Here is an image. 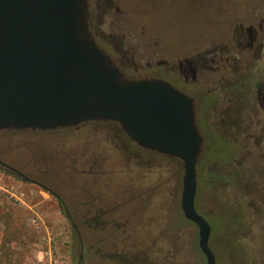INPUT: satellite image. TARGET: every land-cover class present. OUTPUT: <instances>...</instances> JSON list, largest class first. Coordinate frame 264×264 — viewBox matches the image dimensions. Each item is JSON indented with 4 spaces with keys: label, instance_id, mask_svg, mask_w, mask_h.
Listing matches in <instances>:
<instances>
[{
    "label": "rangeland",
    "instance_id": "1",
    "mask_svg": "<svg viewBox=\"0 0 264 264\" xmlns=\"http://www.w3.org/2000/svg\"><path fill=\"white\" fill-rule=\"evenodd\" d=\"M88 11L89 31L127 77L159 75L196 95L223 86L202 119L197 107L196 122L221 134L235 155L206 158L212 145L204 135L195 205L211 225L216 264H264V137L258 144L253 136L264 127V111L258 115L260 105L244 96L235 104L230 90L235 74L247 76L255 91L264 83V46L259 59L242 52L237 73L229 64L194 76L184 69L197 52L228 43L240 23H250L264 44V0H115L110 9L88 0ZM113 15L137 24L107 38L119 25ZM124 37L128 42L119 43ZM113 129L110 122L90 121L47 131L0 130V159L58 192L80 225L79 232L71 229L41 185L0 166V264H206L197 226L180 208L181 160L137 147ZM236 171L240 177H228ZM214 174L220 179L211 183ZM90 204L104 210L97 227L89 226L93 214L82 215ZM228 205L243 212L234 232L221 219L233 213Z\"/></svg>",
    "mask_w": 264,
    "mask_h": 264
},
{
    "label": "water",
    "instance_id": "2",
    "mask_svg": "<svg viewBox=\"0 0 264 264\" xmlns=\"http://www.w3.org/2000/svg\"><path fill=\"white\" fill-rule=\"evenodd\" d=\"M87 121L116 122L137 146L181 160V211L216 264L195 205L204 139L194 97L161 78H127L89 31L87 0H0V130Z\"/></svg>",
    "mask_w": 264,
    "mask_h": 264
},
{
    "label": "flooded vegetation",
    "instance_id": "3",
    "mask_svg": "<svg viewBox=\"0 0 264 264\" xmlns=\"http://www.w3.org/2000/svg\"><path fill=\"white\" fill-rule=\"evenodd\" d=\"M99 1L101 2L102 7L105 9L112 8L114 5V2H115V0H95L96 8L99 6ZM249 7L250 6H247L246 11H248ZM94 8H95V6H94ZM113 16L118 21L119 25L114 29L113 32L111 30L108 31L109 34H108L107 38L116 39L117 37H121V34H119L120 32L117 30L119 27H121V29L124 30V33H122V35H126L127 32L132 31L134 29V28H132V26L137 24L136 21H134V18H125V21H124V18H123V20H120L115 15H113ZM88 18H90V16H89V11H88V0H87V21H88ZM115 19H114V23H117L115 21ZM251 19H252V17H251ZM88 28H89V22H88ZM260 29H262L261 25H260ZM230 30H231V26H230ZM232 30L233 31H231V33H229L230 40L228 41V43L223 42L222 44H219V46H217L218 44H215V45H213V48H211V49L202 50L201 52H197L195 54V58H189L188 59V62L184 66V69L187 70L188 72L192 73V75L194 76L195 73H197L196 71L202 72L205 69H210V70L211 69H217L218 67H220L222 65L228 66V64H229L230 67H233L235 69L234 72L237 73L238 70L240 69L238 58H240L242 52H243V54H244V52H246L245 57L250 56L251 59H259L261 56V52H262V48H263L264 44H263V39L258 37L257 30L250 23H249V26H242V24L240 23V24H238V26H234V28H232ZM114 34H116V35H114ZM105 35H107V34H105ZM114 37H116V38H114ZM122 42L127 43L128 41L124 37V39H122V41L119 40V43H122ZM131 47H134L137 50L138 44H134ZM225 54L228 55V57H225L224 56ZM113 62L121 70V67L114 60H113ZM224 63H226V64L224 65ZM236 75L237 74H235V77L233 78V82L230 83V90H231V94L233 95L232 97H234V98L237 97L235 104H236V102L239 101V99H241L244 96L246 98V100L250 99V101H253L255 104L260 105V107L257 109V111L259 113L258 115H261V113L264 111V83L263 82H257L258 88H256V91H255L254 90L255 85L249 82L247 76L244 77V76H236ZM153 77L161 78V79L168 81L167 79H165L159 75H156ZM127 78H129V77H127ZM141 78H150V77H141ZM134 79H139V78H134ZM221 79H223V78L220 77L219 80H217L216 82H220ZM168 82H170L175 87L178 86V85H175L174 83H172L171 81H168ZM222 87L223 86H219L218 84L217 85L215 84L213 87H210L208 90L201 92L200 95H196L195 93L194 94L188 93L187 91L183 90L182 88H178V89H180L181 91L185 92L186 94H188L190 96H193L195 99V113H196L197 107H200L202 112H203V115H204L206 112V109H208L209 106L211 107V104H214V105L218 104L217 96L215 95L214 91H217L218 89H221ZM87 122H90V121H87ZM106 122L112 123L113 121H106ZM113 123L116 125V122H113ZM81 124H83V123H81ZM78 126H74V127H78ZM27 130H29V129H27ZM53 130H55V129H53ZM113 130L123 134L124 136H127L124 133V131L121 129V127L117 126V129H113ZM14 131H16V130H14ZM17 131H23V130H17ZM42 131H47V130H42ZM253 136H255V142L256 143H258V144L261 143V141H262L261 138L264 137V127H262L259 130V132H257L256 134H253ZM203 139H204V137H203ZM137 147H139V146H137ZM148 151H150V150H148ZM150 152H152V151H150ZM234 155H235V150H234ZM0 166L5 168V170H7L8 172L14 173L17 176H20L25 181H28L30 183H37V184L41 185L42 188L46 192H48L50 197L57 200V202L59 203V206L61 208L60 209L61 212L70 221L71 229L74 230L75 232H79L80 225L73 222V220H72V217L75 214H73L71 212V210L66 206V204L63 201L62 196L58 192H56L51 187H48L46 185L38 183V181H36V179H34L32 176H29V174L28 175L25 174L24 172L18 170L14 166L4 162L1 159H0ZM88 192H90V190H88ZM89 197H91V196H89ZM90 205H91V207L86 209L85 210L86 212L83 213L82 215H86V214L92 215L93 214L92 215L93 218H91V225H89V226H92V224H93L95 227H97L100 224L98 222V218L103 215L104 210H102L101 208H96L94 210V208L92 207V204H90ZM94 213H95V216H94ZM91 247L92 246H90V248ZM81 257L82 256L80 255V259H81Z\"/></svg>",
    "mask_w": 264,
    "mask_h": 264
},
{
    "label": "trees",
    "instance_id": "4",
    "mask_svg": "<svg viewBox=\"0 0 264 264\" xmlns=\"http://www.w3.org/2000/svg\"><path fill=\"white\" fill-rule=\"evenodd\" d=\"M199 111H197L198 113V117H202L203 116V112L201 111V108L199 107L198 109ZM203 118V117H202ZM201 118V119H202ZM112 124H114L112 122ZM116 125L118 127L119 124L116 123ZM206 125V124H204ZM198 128L200 129L201 133L203 131L204 135L206 136V139H205V144H210L212 145L211 146V149H208V150H205V156L207 155L206 158H209V159H212L214 156L216 157H224L225 155L227 156L228 154H231L230 156H233L234 155V152H230L229 151V145L227 143V141H225V138L219 134L218 132H215L214 130H210V127L209 125H206V130L205 128H202L198 125ZM127 138V136H125ZM128 139V138H127ZM129 140V139H128ZM133 143V142H132ZM209 146V145H207ZM222 146V147H221ZM216 150V152H215ZM240 173L242 172H239V171H236V172H233L231 174H229V178H238L240 177ZM199 170H198V167H197V184H198V180H199ZM208 179H209V182H214L215 180H219V175H211V176H208ZM233 213L232 214H224L222 215L221 219L225 220L226 222H228V225L226 227H228V230H231L233 231L235 228H237L243 221V217H242V211L239 210L238 208H235L234 206L232 205H228L227 206ZM234 232V231H233ZM231 238L233 240V244L236 246V248L238 249L239 253L242 254V250L236 245L235 243V237H234V233H232L231 235ZM242 264V263H241Z\"/></svg>",
    "mask_w": 264,
    "mask_h": 264
}]
</instances>
